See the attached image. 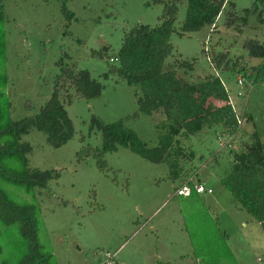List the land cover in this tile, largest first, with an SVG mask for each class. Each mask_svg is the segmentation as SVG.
<instances>
[{"label":"rangeland","instance_id":"rangeland-1","mask_svg":"<svg viewBox=\"0 0 264 264\" xmlns=\"http://www.w3.org/2000/svg\"><path fill=\"white\" fill-rule=\"evenodd\" d=\"M252 1L235 0L236 7L227 9L233 13L229 28L223 27L225 16L221 15L214 28L183 36L176 33L185 1L178 4L169 38L171 56L163 69H174L191 84L217 79L240 121L238 133L231 138L219 127L174 137L185 157V174L171 179L165 165L149 163L120 146L102 156V169L96 166L93 153L76 158L82 147L93 151L100 146L99 133L88 132L90 120L110 124L137 113L134 88L115 76L103 80L101 75L115 63L110 59L123 34L136 25L156 26L162 6L154 0H65L70 14L66 17L57 0H2L0 78H7L4 93L11 106L10 120L37 114L51 94L59 61L67 68L86 70L103 86L100 95L88 101L66 83L57 86L73 129L70 140L54 149L34 129L20 138L30 147L27 168L54 172L57 179L33 189V197L23 196L15 187L4 188L10 200L37 204L39 241L49 249L54 264H264L263 232L244 210L235 208L218 182L232 160L228 150L242 151L255 133L264 143V82L250 86L228 72L231 65L250 70L261 62L249 58L242 46L251 39L264 48V23L259 25L254 15L240 32L235 30L241 10ZM216 55H225L218 69L211 60ZM180 63H190L191 71L185 72ZM207 101L205 105L211 103ZM162 122V113L154 112L138 114L123 125L152 148ZM187 177L198 179L213 193L199 196L200 201L174 196V189ZM198 230L209 234L206 240L215 243L219 258L208 257L207 241L205 245ZM20 241L16 225L0 226V264L4 258L16 260L23 252Z\"/></svg>","mask_w":264,"mask_h":264},{"label":"trees","instance_id":"trees-1","mask_svg":"<svg viewBox=\"0 0 264 264\" xmlns=\"http://www.w3.org/2000/svg\"><path fill=\"white\" fill-rule=\"evenodd\" d=\"M57 1L61 4L63 14L69 17L65 0ZM184 1V17L176 33L178 36L197 32L203 27L214 28L221 15L225 16L223 27L231 26L233 13L227 9L236 7L235 0ZM180 2L181 0H154L155 4L162 6L159 23L154 27L136 25L123 34L116 55L110 59L115 63L108 66L101 78L107 80L110 76H115L116 80L134 88L137 113L110 124L90 120L88 132L90 134L95 130L99 133L100 146L93 151L82 147L76 153L77 161L93 153L96 166L102 169V156L114 152L120 146L149 163L165 165L170 178L177 179L179 174H185V157L180 155L174 137L180 133L186 137L193 136L203 128L212 127L224 129V133L230 138L238 133L236 114L229 104L227 91L217 79L209 78L204 83L191 84L183 75L178 76L174 69H163L164 61L171 56L169 38L174 33L173 24ZM254 15L257 23L262 25L264 0H253L248 8L241 10L239 25L235 27L236 32H240L248 18ZM3 20L0 0V31ZM2 33L3 31L0 32L1 39ZM242 48L249 58L261 59V62L250 70H236L235 66L231 65L228 72L239 75L250 86L264 82L263 46L255 40L247 39ZM211 60L218 69L225 60V55L213 56ZM180 64L185 68V72L191 71L190 63ZM228 64L226 61L225 67ZM57 65L58 75L54 78L49 98L36 115L16 121L9 118L11 106L4 93L7 78H0V226L16 225L23 251L14 257L16 260L4 258L3 264H54L49 249L39 241L40 219L37 204L26 202L27 200H10L11 196L4 192L5 187H15L22 191L23 196L33 197V189H42L50 179H57L54 172L27 168L26 156L30 147L27 143L20 142L21 136L34 129L45 135L46 143L51 148L64 145L72 137L73 129L60 100L61 91L57 86L66 83V86H70L76 95L86 101L98 97L103 87L91 79L86 70L67 68L60 61ZM208 99L211 103L205 105ZM70 102L71 97L67 98L65 105ZM154 112H161L164 122L159 124L161 133L157 134L155 145L146 148L123 123L129 118L138 117V114L151 116ZM227 154L232 156V160L227 163L218 182L229 193L235 208L244 210L264 234V143L255 133L251 135L242 151L228 150ZM185 180L191 188V193L186 198H179L200 201L199 195L192 189L194 180L190 177ZM198 235L204 238L205 245L207 241L204 248L208 257L214 258L213 260L219 258L220 252L215 248V243L206 240L209 234L198 230ZM189 237L192 242V233Z\"/></svg>","mask_w":264,"mask_h":264},{"label":"built area","instance_id":"built-area-1","mask_svg":"<svg viewBox=\"0 0 264 264\" xmlns=\"http://www.w3.org/2000/svg\"><path fill=\"white\" fill-rule=\"evenodd\" d=\"M237 82L240 84V81H237ZM235 120H236V123L239 124L240 118H237V116H236ZM219 138H218V140H219ZM219 141H221V140H219ZM219 144L222 145L223 143L220 142ZM192 189L198 195H211L212 194V190L210 188H206L201 183H193ZM190 193H191V188H190V186L188 185L187 182H185V183L179 185L178 187H176L174 189V192H173L174 196L182 197V198L188 197L190 195Z\"/></svg>","mask_w":264,"mask_h":264},{"label":"crops","instance_id":"crops-1","mask_svg":"<svg viewBox=\"0 0 264 264\" xmlns=\"http://www.w3.org/2000/svg\"><path fill=\"white\" fill-rule=\"evenodd\" d=\"M192 177H190V179H191ZM195 183H201L198 179H196V181H195ZM201 184H203V183H201ZM204 185V184H203ZM206 187V186H205ZM206 188H210L211 189V187H206ZM212 190V189H211ZM212 193H213V191H212ZM199 196H201V195H199Z\"/></svg>","mask_w":264,"mask_h":264}]
</instances>
